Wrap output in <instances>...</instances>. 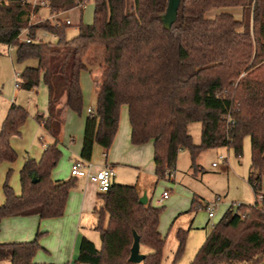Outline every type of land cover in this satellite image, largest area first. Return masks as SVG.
<instances>
[{
	"label": "trees",
	"instance_id": "obj_1",
	"mask_svg": "<svg viewBox=\"0 0 264 264\" xmlns=\"http://www.w3.org/2000/svg\"><path fill=\"white\" fill-rule=\"evenodd\" d=\"M80 0H40L50 15L76 8ZM168 0H94L93 22L79 23L77 35L66 39L68 25L51 19L28 24L41 6L29 0H0V47H12L15 60H34L17 79L30 91L40 80L49 91V114L35 121L47 132L53 117V68H57L66 108L83 109L82 71L91 72L84 58L93 48L103 52L94 82L95 105L87 114L79 160L89 162L93 147L108 150L119 123V108H127L130 143L152 141L154 175L159 181L174 171L178 153L188 151L195 169L197 156L209 149L242 153V141H250L247 182L254 194L251 205H230L212 227L190 264H259L264 260V210L257 197L264 178V0H180L175 22L165 29L161 17ZM240 10L237 19L227 11L214 17V9ZM26 31L31 42L19 41ZM38 32L55 42H32ZM62 56L53 65V59ZM45 69L40 71L39 66ZM67 68L69 71L67 72ZM27 113L12 103L0 125V163H13L16 153L9 140L19 135ZM200 123L199 144L187 127ZM61 157L56 141L44 146L38 161L26 158L19 173L21 192L4 183V218L36 215L41 219L63 215L75 178L53 181L51 172ZM36 182L33 183L32 180ZM132 185L112 183L98 194L94 208L100 247L82 238L75 264H134L128 261L134 231L139 236V264H161L164 240L158 231L161 210L139 203ZM195 203L201 204L194 200ZM203 208V207H202ZM205 208V207H204ZM187 230L176 233L172 264L184 253ZM42 233L30 241L0 243V264H37ZM150 253H143L141 248Z\"/></svg>",
	"mask_w": 264,
	"mask_h": 264
},
{
	"label": "rangeland",
	"instance_id": "obj_2",
	"mask_svg": "<svg viewBox=\"0 0 264 264\" xmlns=\"http://www.w3.org/2000/svg\"><path fill=\"white\" fill-rule=\"evenodd\" d=\"M32 4H40L41 14L36 13L30 20V24H35L40 20L48 19L50 17L49 10L44 7L40 0H29ZM94 0L86 2L81 9L74 8L73 10L62 14L59 17H52L53 23L60 21L65 24V20H70L71 25L66 29V39L70 40L77 35V26L79 23L89 25L93 22ZM220 11H227L234 15L235 18H241L240 10L235 9H214L206 14V17L212 18ZM29 24V23H28ZM26 31L21 33V38H24ZM42 42H55V38L49 34H40ZM103 49L101 47L93 48L84 58V62L90 68L91 72L82 71L80 74V87L83 95V109L81 114H76L69 111L74 116L73 121L68 122L67 128L73 129V136L76 138L77 129L82 128V122L87 116L86 108H93L95 105V88L94 82L99 76L100 70L96 63L100 62ZM6 64V67L4 66ZM37 66L36 61L26 60L24 62H17L15 60L14 50L7 53V47H0V125L5 117L9 106L14 103L25 109L27 117L23 125L19 129V135L12 136L9 140L11 148L16 153V159L13 163H0V196L3 194L2 188L4 183H7L15 194H20L19 173L23 166L24 160L29 156L33 158L37 154V160L40 159L42 147L38 140L41 131L35 121L37 113L42 114L46 111V91L42 80L39 81L36 91L30 92L19 88L14 89L15 74L18 76L26 67ZM125 106L119 108L120 114H125L126 122L128 123L127 111ZM80 124V125H79ZM188 133L192 137L195 144H199L201 137L200 123H191L187 127ZM76 140V139H75ZM149 144V143H146ZM144 144V145H146ZM152 144V143H151ZM97 151L92 155L90 162L101 164L104 161L102 151L105 150L97 145ZM153 151V145H151ZM62 157V156H61ZM60 157V160L52 171L53 174L58 171L65 175L68 172L70 175V166ZM220 157L223 159L221 160ZM153 159V152H152ZM109 162V160H108ZM212 163H216L217 167L213 168ZM95 165V164H94ZM195 169L191 166V159L188 151L183 150L178 153L173 178L165 177L158 181L157 186L149 192V199L152 207L161 210L159 215V231L164 240L162 249L161 264H172L173 255L177 248V239L175 236L176 229L181 227L182 230H189L186 238L184 253L181 258L174 264H190L205 241L206 236L212 230L227 208L230 205L245 204L251 205L254 203V194L248 185L247 176L250 166V141L245 137L242 141V153L237 157L232 149L216 148L201 152L195 160ZM115 173H118V168L115 167ZM135 177V176H134ZM132 181H136V177ZM65 181V180H64ZM120 182L124 180H118ZM120 185H129L121 184ZM180 187L183 191L176 192V188ZM167 190L170 195L169 198L163 202H158L163 191ZM184 192H188L185 194ZM202 197L205 202L198 200L201 204L195 203V193ZM174 198V199H173ZM174 200L176 205L170 207L169 201ZM215 203V218L208 219L206 204ZM181 209V210H178ZM179 219L173 226L172 223L178 217ZM189 211V213H187ZM186 212V213H185ZM95 216V214H94ZM96 218V217H95ZM96 223V222H95ZM190 227V229H189ZM87 237L96 239L100 247L99 235L95 231L86 232ZM142 252L150 253L148 248H141ZM264 261V260H263ZM262 261V262H263ZM259 263V264H262ZM7 264V263H4Z\"/></svg>",
	"mask_w": 264,
	"mask_h": 264
},
{
	"label": "crops",
	"instance_id": "obj_3",
	"mask_svg": "<svg viewBox=\"0 0 264 264\" xmlns=\"http://www.w3.org/2000/svg\"><path fill=\"white\" fill-rule=\"evenodd\" d=\"M42 8L43 7H39L37 11L38 14H41ZM62 14L64 13H60L58 15H50L48 19H51L53 16L59 17ZM40 34H44V32H38L36 34V37H40ZM13 50L14 49H12V51ZM7 53L9 54L8 51ZM61 58L62 56L54 58L52 62L53 65L57 64ZM4 66L6 67V64H4ZM39 69L40 71H43L45 69V66L42 64L39 66ZM52 71V89L54 103L52 108L53 117L50 131L47 132L41 125L36 122L38 128L41 131V135L38 138L42 147L40 158L42 156L44 146L56 141L59 149L61 150V158L65 161V163H67V166H70L74 160L79 159L83 141L85 119L84 123L82 122V128L80 129L79 127V131L77 129L75 138L73 136L74 133H72L73 129L69 130L67 128L68 122L73 121L74 116L65 106L64 93L62 92L61 80L60 76L58 75L57 68H53ZM68 71L69 69L67 68V72ZM17 75L18 74L16 73V81L14 84L15 90L19 89V87L16 86ZM43 85L46 91L47 108L44 113H37L36 115H43V117L45 118L49 114V91L44 83ZM35 89L36 88L30 90V92H35ZM86 109L88 110L90 109V107H87ZM126 121L127 120L125 118V114L121 113L119 117L117 132L115 134L113 142L108 150H105L104 152L102 151V156H104L105 158L103 163L88 164L91 166V171L93 172L99 170L104 166H110L114 171V178L112 180V183L118 184L120 182L118 180H124L120 183L134 186L139 194V197L145 195L147 198V202L150 203L151 199H149L148 196L149 192L154 189L158 183L154 175V165L152 159L153 151L151 148V145L153 144H151L152 141H149V144L146 145H131V130L129 122L127 123ZM97 149V145H95L93 147L92 155L95 153V151H97ZM27 158L38 161L37 154H35L33 158L29 156ZM115 167L118 168L117 174L115 173ZM216 167L217 165L213 168ZM134 176L136 177L135 182L132 181V178ZM71 178V175H69L68 177V172L65 175H62L58 171H56L51 177L53 181H68ZM74 180V186L68 193L64 213L61 217L41 219L36 215H30L4 218L0 221V243L30 241L38 232L42 233L43 235L39 240L40 249L35 253L33 257V262L37 264H75L82 238H86L91 241L98 249V241L96 239H90L86 235V232L95 231L94 227L96 224V218L94 216V208L98 203L99 194L97 185L94 181L87 180L85 178H75ZM175 191H179L180 194V192L183 190L180 187H177ZM184 193L188 194V192ZM261 193L264 195V178L261 181ZM195 197L196 198H194V200H201L202 202H205L202 197L197 195V192L195 193ZM173 199L169 201L171 203L169 204L170 207L176 205ZM3 201L4 197L2 194L0 196V205L3 203ZM187 213H189V211H187ZM181 214H183V212H180L178 214V217L175 219L171 226L175 224ZM180 229L182 228L178 227L176 229V233ZM262 264H264V261L262 262Z\"/></svg>",
	"mask_w": 264,
	"mask_h": 264
},
{
	"label": "built area",
	"instance_id": "obj_4",
	"mask_svg": "<svg viewBox=\"0 0 264 264\" xmlns=\"http://www.w3.org/2000/svg\"><path fill=\"white\" fill-rule=\"evenodd\" d=\"M88 1L89 0H80L76 8L81 9ZM28 18H29L28 23L30 24V20L33 18V15H30ZM65 24L71 25V22L69 20H65ZM19 41L29 43L31 42V39L27 36L21 38L20 35ZM32 42L34 43L42 42V38L36 37ZM12 49H13L12 47H7L8 52L11 51ZM16 77L18 79V75ZM87 113H90V109L87 110ZM220 159L222 160L223 158L220 157ZM212 166L215 167L216 163H212ZM70 175L72 178H85L87 180L94 181L97 185L98 192L102 194L108 192V190L110 189L112 180L114 178V171L110 166H104L99 170L93 172L91 171V166L88 164V162H84L78 159V160H74L71 163ZM167 178L168 179L173 178V173L167 174ZM169 195L170 193L167 190L163 191L158 200L159 204L165 202L169 198ZM257 202L259 203V208L264 210V205H262L261 196L257 197ZM215 206H216L215 203H210L205 206L209 220H212L215 217V212H214Z\"/></svg>",
	"mask_w": 264,
	"mask_h": 264
},
{
	"label": "water",
	"instance_id": "obj_5",
	"mask_svg": "<svg viewBox=\"0 0 264 264\" xmlns=\"http://www.w3.org/2000/svg\"><path fill=\"white\" fill-rule=\"evenodd\" d=\"M179 3L180 0H168L166 11L161 17V22L165 29H170L175 22ZM32 182L35 183L36 180L33 179ZM139 203L143 205L147 204V198L145 195L139 198ZM132 237L133 242L130 248L128 261L134 264H139L143 261L144 255L140 253L139 236L133 231Z\"/></svg>",
	"mask_w": 264,
	"mask_h": 264
}]
</instances>
